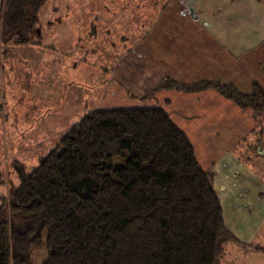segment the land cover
Returning <instances> with one entry per match:
<instances>
[{
    "label": "crops",
    "instance_id": "0c3cea01",
    "mask_svg": "<svg viewBox=\"0 0 264 264\" xmlns=\"http://www.w3.org/2000/svg\"><path fill=\"white\" fill-rule=\"evenodd\" d=\"M37 26V41L0 51V162L13 161L20 171L23 152L75 123L68 124V114L162 107L201 168L212 172L235 242L264 254L256 236L241 241L229 220L249 223L264 200V113L211 88H163L149 96L165 78L220 81L243 94L255 83L264 89V1L46 0ZM35 124L56 129L37 143L28 139L22 150L8 142V131L14 141ZM46 153L38 150L31 159Z\"/></svg>",
    "mask_w": 264,
    "mask_h": 264
},
{
    "label": "trees",
    "instance_id": "16d2710c",
    "mask_svg": "<svg viewBox=\"0 0 264 264\" xmlns=\"http://www.w3.org/2000/svg\"><path fill=\"white\" fill-rule=\"evenodd\" d=\"M46 0H0V45L37 41ZM264 1V0H262ZM214 89L264 113V89L220 81L161 80L157 90ZM220 264L236 241L223 220L212 172L162 107L92 110L73 123L0 199V264ZM264 250V247H256Z\"/></svg>",
    "mask_w": 264,
    "mask_h": 264
},
{
    "label": "rangeland",
    "instance_id": "374dc122",
    "mask_svg": "<svg viewBox=\"0 0 264 264\" xmlns=\"http://www.w3.org/2000/svg\"><path fill=\"white\" fill-rule=\"evenodd\" d=\"M1 7V6H0ZM1 13V12H0ZM2 46L0 45V51H1ZM6 84V83H5ZM8 89V88H7ZM6 89V91H8ZM87 112V110L85 111ZM85 113H80L79 115L75 114H68V124L70 125L73 122H76L79 120L81 117L84 116ZM66 123V121H65ZM61 126V125H60ZM64 126V124L62 125ZM39 124H35L32 126L30 130H23L20 134H16V138L13 139L10 137V131L7 133V139L9 143L17 144L20 150L22 148H25V144H28V139L34 140V142H38V140H42L44 138H47L49 136V131L56 129L54 127H51L50 125L48 127H45L43 130L38 129ZM60 128V127H57ZM36 131V132H35ZM18 133V131H17ZM33 134H36L33 137ZM58 138L60 137H55L52 138L53 140H44L41 145H37L31 152L28 154L27 152H23L21 155V163L19 165H23L20 171H14V167L16 166V163L13 161H1L0 162V199L3 196H8L10 190H12L14 187L18 185L20 182V172L23 169L25 172H30L39 162L40 157L35 159H31L33 155L38 151V150H45V152H48V150L52 149L57 141ZM16 141V142H15ZM45 143L47 144V147H45ZM49 146V147H48ZM47 148V149H46ZM35 156V155H34ZM42 157V156H41ZM5 158V157H4ZM5 160V159H4ZM17 170V169H16ZM264 197V195H261V198ZM264 200H261V204L259 205L257 211H252L253 215V220H251L249 223H245V221L242 219L240 221H237L236 223H233L236 219L234 217H229L230 223L233 225V230L236 234V236L241 240V241H248L254 236L257 238V243H260L261 245H264V220L259 221L260 218H264ZM254 221V222H253ZM247 226V224H251ZM256 229V232H255ZM254 233V234H253ZM45 237L46 233L43 232L42 234V244L38 245L36 248L33 249L32 251V260L35 264H43L45 258H46V247H45ZM224 254L221 258L220 264H264V254L260 252H254V250H245L243 248V244L235 241H228L224 245Z\"/></svg>",
    "mask_w": 264,
    "mask_h": 264
}]
</instances>
